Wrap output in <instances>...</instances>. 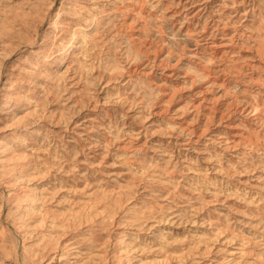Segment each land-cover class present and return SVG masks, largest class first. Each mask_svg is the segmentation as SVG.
I'll return each instance as SVG.
<instances>
[{
	"label": "rangeland",
	"instance_id": "1",
	"mask_svg": "<svg viewBox=\"0 0 264 264\" xmlns=\"http://www.w3.org/2000/svg\"><path fill=\"white\" fill-rule=\"evenodd\" d=\"M0 264H264V0H0Z\"/></svg>",
	"mask_w": 264,
	"mask_h": 264
},
{
	"label": "bare ground",
	"instance_id": "2",
	"mask_svg": "<svg viewBox=\"0 0 264 264\" xmlns=\"http://www.w3.org/2000/svg\"><path fill=\"white\" fill-rule=\"evenodd\" d=\"M64 48H65V47H64ZM67 50H68V48L65 49V51H67Z\"/></svg>",
	"mask_w": 264,
	"mask_h": 264
}]
</instances>
